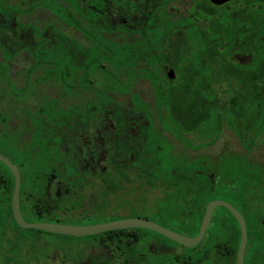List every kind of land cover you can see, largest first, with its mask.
Returning a JSON list of instances; mask_svg holds the SVG:
<instances>
[{
	"label": "trees",
	"instance_id": "obj_1",
	"mask_svg": "<svg viewBox=\"0 0 264 264\" xmlns=\"http://www.w3.org/2000/svg\"><path fill=\"white\" fill-rule=\"evenodd\" d=\"M112 2L115 3L114 0ZM19 3L20 7L15 13L24 22L17 21V25L24 27L27 16L38 5L32 6L29 0ZM65 3L68 20H61L52 14L57 23L54 27L75 29L78 27L75 17L78 1L68 0ZM142 3L146 15L148 12L165 14L151 17L150 23L143 26L153 30L145 29L139 37L135 36L132 43L124 46L105 39L112 32L108 18L98 14V11L104 12L105 1L92 3L95 12L86 6L87 0L82 2L84 7L81 10L85 12L82 13L80 27L87 30L84 32L86 41L79 50L85 58L112 60L111 68L115 72L127 64L129 75H137L135 61L139 59H145L148 63L143 67L145 76L157 74L159 70L150 60H167L177 64L183 82L178 87L169 88V96L158 98L154 106L165 109L162 126L172 131L184 150L177 151L175 156H171L169 150L160 155L158 153L165 149V141L158 140L152 133L147 137L145 149L152 148L153 156H146L145 171L151 186H156L155 180L161 185L162 195L155 199V216H138L180 234L196 237L207 205L217 199L214 193L216 177L225 173V170L220 172L221 168L224 166L229 172L236 171L237 163L227 158V164L223 156L232 154L250 162V154L264 143V0L235 1L222 7L212 5L209 0H196L194 11L186 16L168 13L166 0H158L155 6L148 0ZM2 4L6 7L11 2L4 0L0 3L1 13ZM115 5L121 8V1ZM128 7L129 11L135 10L136 2L129 1ZM5 10L11 15V11ZM7 13L2 18L8 17ZM10 20L0 24L1 42H8L2 37L10 33L7 30ZM55 41L64 45V58L76 57L73 38L64 31L58 32ZM165 42L169 43L167 47L162 45ZM222 87L224 97H220ZM133 102L136 107H149V104L136 99ZM225 123L245 152L227 150L214 164L204 159H185V148L192 146L186 135L198 134L209 139L206 143L193 145L195 149L214 145L220 139V125ZM57 162H51L45 156L42 160L34 161L29 169L41 170ZM64 165L70 164L64 160ZM256 167L253 173L256 186L264 185V163L260 166L256 163ZM7 173L10 174L9 169L0 162V264H31V260L39 261L45 257L32 255L34 242L23 237V231L34 232L35 240L41 235H48L56 239L64 238L68 244L79 242L77 245H67L66 254L56 264H236L241 229L225 208H218L224 211L223 215L217 213L218 209L215 211L205 238L193 249L143 229L119 230L87 238L57 236L23 230L16 225L11 209L12 189L8 192L9 188L6 187L7 192H3V187L9 185ZM210 175L215 176L214 182ZM249 194L238 195L243 209L237 206L244 214L248 228L245 264H264V215L256 216L252 211V194ZM97 219V222L109 221L116 217ZM83 239L87 241L82 243ZM152 245L155 247L151 248ZM47 256L57 257L55 261L60 259L56 252Z\"/></svg>",
	"mask_w": 264,
	"mask_h": 264
},
{
	"label": "flooded vegetation",
	"instance_id": "obj_2",
	"mask_svg": "<svg viewBox=\"0 0 264 264\" xmlns=\"http://www.w3.org/2000/svg\"><path fill=\"white\" fill-rule=\"evenodd\" d=\"M77 1L75 17L78 27L71 30L54 27L57 24L54 16L39 6L27 16L24 27L17 25V21L21 23L22 18L15 12L3 18L0 12V24L12 19L7 29L10 33L2 37L8 42L0 41V64L8 67L6 74H0V134L18 132L19 140L22 141L20 144L31 139L32 144L29 145L33 146V151L30 161L42 160L45 156L51 162L58 161L54 165L48 164L45 169L28 168L23 171L8 158L20 173V209L28 223L89 226L143 218L132 215L134 208L130 205H139L144 200L146 190L161 192L158 181L155 180L156 186H151L145 171L146 156L150 155L145 149L147 137L152 133L158 140L165 141L170 147L168 149L171 156H175L177 152V147L169 136L176 137L172 131L162 126L165 109L154 106L158 98L169 96V88L178 87L183 82L177 64L167 60H150L159 70L157 74L145 76L146 70L143 67L148 63L145 59H139L135 61L137 75H129L127 64L115 72L111 68L112 60L83 57L79 47L86 41L84 32L87 29L80 27L82 13L85 12L81 10L84 7L81 3L86 0ZM104 1L105 10L98 11V14L106 16L112 25V32L105 39L124 46L132 43L135 36L139 37L145 29L153 30L143 26L150 23L151 17L165 14L148 12L146 15L143 0H114L115 3L121 1V8L113 0ZM129 1L136 2L135 10L129 11ZM148 1L155 6L158 0ZM166 1L168 13L186 16L194 11L196 0ZM235 1L245 0H233L225 5ZM184 5H187L186 12H182ZM94 6L91 4L89 8L93 9ZM92 11L95 12V9ZM50 24H53V29L48 27ZM59 31H64L68 37L73 38L75 58H60L64 45L55 41ZM162 45L167 47L169 43ZM98 64L101 67L98 68ZM170 71L174 72L173 77L169 76ZM139 84L147 85L148 89L139 90ZM224 95L222 87L220 97ZM133 99L147 103L149 107H136ZM223 126L224 124L220 125V139ZM191 136L200 138L199 144L209 141L198 134L186 135V139L192 144L185 148L187 161L204 159L214 164L225 153L221 152L215 159L208 155L191 157L187 150L198 152L214 147L220 141L219 139L214 145L195 149V144L189 139ZM64 160L70 165H64ZM31 164L29 162L28 165ZM70 167L72 168L69 169ZM9 172L13 178V186L11 188V176L7 173L9 185L3 187V192H7L8 188V192L12 189V209L15 178L10 170ZM209 177L214 182L215 176ZM262 186L255 185L250 197V205L256 216L264 215V193L262 195L255 192V188ZM131 197L137 202L124 201ZM230 204L244 216L237 206ZM104 217L116 219L96 221L97 218ZM55 259L57 257L47 256L41 263L46 260V264H53Z\"/></svg>",
	"mask_w": 264,
	"mask_h": 264
},
{
	"label": "rangeland",
	"instance_id": "obj_3",
	"mask_svg": "<svg viewBox=\"0 0 264 264\" xmlns=\"http://www.w3.org/2000/svg\"><path fill=\"white\" fill-rule=\"evenodd\" d=\"M3 1L4 0H0V3ZM21 1H25V0H12L11 5L6 6V7H4V5L2 4V7H3L2 14L6 15L5 13H7V11L6 10L4 11V9L6 8L9 12L11 11V13L18 11V8L20 7L19 2ZM29 1L31 2V5L34 7L38 5L40 9L41 8L45 9L47 12H50L51 15L53 14L54 16H57L61 20H65V21L68 20L66 18L67 13L65 11L66 9L65 2L68 0H29ZM98 1H103V0H87L86 6L89 7L93 2L97 4ZM182 9H183L182 12H186L185 10L187 9V5H184ZM21 22H24V20H22ZM35 26H37L36 23H35ZM48 27L53 29V24H50ZM106 45L108 46L107 43ZM60 58H63V54H61ZM119 59H121L120 55H119ZM7 71H8V67L5 64H0V74H6ZM137 88L139 90H146L148 89V86L145 84H139ZM8 89L12 90V88H8ZM169 137L172 143L176 145L177 151L184 150L183 146L176 138L172 136H169ZM19 138H20V135L18 132L8 134V135L0 134V154L9 158L17 166H19L21 170L25 171L29 168L28 167L29 162L33 163L34 161H39L40 159L30 161L31 155H32L31 152L33 151V146H30L32 144L30 142L31 139L27 141L26 143L20 144L22 141H20ZM189 139H192V142L195 145L201 142L200 138H198L197 136H193V137L191 136L189 137ZM164 148L165 149L161 153H158V154L160 155L165 154L167 150H169L168 148L170 147L168 145H164ZM227 150L237 152V153L245 152L244 149H242V146L240 145L235 134L231 131L229 126L225 123L223 126V132H222L221 139L214 147H211L209 149L200 150L198 152L195 150H192V151L187 150V151L189 152L191 157L208 155L215 159L218 154H220L221 152H226ZM146 152L151 154V157L153 156L152 148L146 149ZM223 157L224 158L226 157V160H224V162L227 161V164L229 163L227 158L234 160L237 163V166H236L237 168H236V171H232V172L227 171L225 168H223L224 166L221 168L220 172L225 170V173H220L216 177L217 184H216V187L214 188V193L217 194L218 200H223L229 203H233L235 206H238L242 210L243 206L241 207L240 205L241 203L239 200L241 199H239L238 195L245 194V195L250 196L249 193H252L254 191V187L256 185V176H254L253 173L257 169L256 163H258L259 166L264 163V143L259 145V147H256L255 151L252 154H250V156L248 157L249 160H251L250 162L245 161L244 157H235L232 154H229ZM160 158L162 159V157ZM238 162H240L239 165H238ZM35 163H38V162H35ZM236 163H234L232 166L233 170L235 169L234 167ZM262 172L264 171L262 170ZM262 172H260V174H262ZM255 192H258V194L263 195L264 185L260 187L259 189L255 188ZM161 195H162L161 192H158V191L150 192L146 190L145 195H144V200L143 199L141 200V202L143 201V203L140 202L139 205L137 204L130 205L132 206L131 208H134V210L131 211V214L132 215L141 214V215H146L148 217L155 216V213L157 212V209H156L157 207L155 206V199L157 197H160ZM124 201L125 202L130 201L131 203L137 202L136 199L132 197ZM223 212L224 211L221 209L217 210V213H219L220 215H223ZM22 236L34 242V248H33L34 252L32 254L33 256H40V257L45 256L46 257L47 255H51L56 252L58 254V257H60V259L54 261L53 262L54 264L61 261L62 257L66 254L67 245L69 246L71 244L72 246L74 245V243H76V245L79 244L78 241L68 244L66 243L68 241L64 238L56 239L48 235H41L40 237H37L39 239L35 240V234L32 231H23ZM86 241H87L86 239H83L81 242L84 243ZM39 261L31 260V264H43V263L46 264V260H43L42 263H41L42 259H40Z\"/></svg>",
	"mask_w": 264,
	"mask_h": 264
},
{
	"label": "water",
	"instance_id": "obj_4",
	"mask_svg": "<svg viewBox=\"0 0 264 264\" xmlns=\"http://www.w3.org/2000/svg\"><path fill=\"white\" fill-rule=\"evenodd\" d=\"M216 6L225 5L233 0H210ZM174 72L170 71L169 76L173 77ZM0 162L8 167L15 178V188L12 198V210L17 225L22 229L39 230L46 233L57 234L68 237H88L103 234L116 230L144 229L155 232L170 241L188 249L197 247L204 239L208 228L211 225L213 214L218 207L226 208L239 223L241 229V241L237 253L236 264H244L246 249L248 245V228L244 216L230 203L222 200L211 201L205 211L199 234L196 237L182 235L173 230L167 229L158 223L144 218H131L89 226H68L48 223H28L24 220L20 209V173L16 166L5 156L0 154Z\"/></svg>",
	"mask_w": 264,
	"mask_h": 264
}]
</instances>
